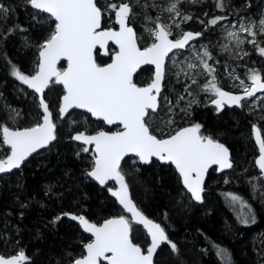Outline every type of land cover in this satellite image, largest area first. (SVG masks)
Wrapping results in <instances>:
<instances>
[{
	"label": "trees",
	"instance_id": "16d2710c",
	"mask_svg": "<svg viewBox=\"0 0 264 264\" xmlns=\"http://www.w3.org/2000/svg\"><path fill=\"white\" fill-rule=\"evenodd\" d=\"M96 1L103 11V27H107L106 11L110 10L107 6L121 1H129L133 7L135 15L130 16L129 21L139 36H142L144 17H151L152 21L157 17L168 20V16L159 11L160 0H139V3L137 0ZM0 2L9 8L7 19L0 22V123L11 128L30 127L41 122L38 97L11 74V68L15 65L23 74L35 73L39 45L54 29L53 18L41 14L33 19L37 10L32 9L26 0ZM219 2L223 3V8L232 11L248 12L255 5V0L250 1L251 7H247V0ZM217 3L218 0H205L201 7L180 3L187 16L191 17L181 29L202 30L203 27L194 22L195 16H201L206 10L210 13L208 16H213L211 12L217 9ZM210 32V29L205 30L204 36H209ZM96 58L102 62L108 59L98 51ZM251 59L253 63L248 70L256 69L264 78V56L256 52ZM241 72L244 76L250 75L247 70L241 69ZM152 73V67H144L135 77V82L148 84ZM170 81L165 76L161 99L165 96L178 105L172 113L175 130L200 124L201 134L229 147L233 169L226 174L212 170L208 175L204 201L197 204L185 191L171 164L157 160L151 164L132 163V157L123 161L122 171L135 203L144 214L165 228L169 240L179 249L174 253L168 244L162 245L155 255L154 264H224V258L217 255L213 245L226 249L232 264H261L259 242L264 236V210L249 200L246 187L230 185L226 177L240 181L241 177L259 173L257 148L251 135L254 125L259 124L264 131V108L253 113L246 112L242 105L218 110L203 102L202 96H209L213 91L209 87L204 90L202 78L196 79V84L191 82L188 91L183 89L184 84L172 85ZM182 92L186 96L187 93L197 94L199 98L181 100ZM62 95L61 85H50L45 96L56 123V142L30 158L20 170L0 178V252L13 255L23 250L28 258L27 264H72L75 258L84 254L83 245L90 241V237L64 213L82 215L95 223L127 216L108 190L113 184L101 187L86 176V171L92 166L93 150L84 152L83 145L71 141L72 135L78 131L94 133L110 129L82 111H74L62 119L59 114ZM13 110H18L19 116L14 120L8 119ZM151 130L155 133L153 128ZM170 134L157 136L164 138ZM2 139L0 133L1 153L6 157L9 150L2 144ZM228 193L237 194L251 204L250 214L255 216L254 223L251 222L252 216L248 224L242 222L241 216L237 215L240 203L232 202ZM58 216L61 219L57 220ZM132 239L144 249L150 242L145 231L134 223Z\"/></svg>",
	"mask_w": 264,
	"mask_h": 264
},
{
	"label": "snow or ice",
	"instance_id": "6c2138e0",
	"mask_svg": "<svg viewBox=\"0 0 264 264\" xmlns=\"http://www.w3.org/2000/svg\"><path fill=\"white\" fill-rule=\"evenodd\" d=\"M26 2L32 9L37 10L33 19L41 14H48V17L54 18L52 19L54 29L39 45L38 70L34 74H23L17 66L12 65L11 68V74L17 80L39 94L37 107L42 109V122L15 130L0 123L2 144L7 145L10 151L6 158H0V173L19 169L33 153L46 148L56 140V124L45 98V90L49 89L50 85H62V103L59 106L61 118L69 109H85L93 117L102 119L108 125L121 126V130L115 132L98 131L95 135L79 132L72 138L82 141L85 145H94L92 166L86 171V176L98 181L100 185H106L110 180L119 183L118 190L111 188L108 190L118 199L123 209L131 214L130 218L120 215L97 225L82 215L64 213V216H70L72 220L78 221L83 230L94 237L83 245L86 254L75 258L72 264H101L102 260L107 261V264H154V254L162 243H167L172 252L178 253L177 245L169 240L165 228L147 218L130 198L121 161L129 153H133L145 164L151 163L153 157L173 164L182 178L183 186L197 202L203 201L204 177L209 168L213 165H218L220 169L232 167L228 148L212 137L201 134L200 124L181 127L164 138H158L151 130L160 107L158 96L165 76V58L169 53L175 55L173 50L184 49L191 40L202 33L182 32L177 33L174 39H170V36H173L172 26L159 23L157 17L152 21L154 27H145V32L152 42L141 47L138 41L143 37L138 36L129 23L130 16L135 15L129 2L111 3L107 6V9L114 12L115 21L119 25L118 31L102 27V10L96 0H26ZM182 2L183 0H170L169 6L164 10L180 15L178 5ZM217 7L223 9V3L219 0ZM8 13L9 8L0 2V22L7 19ZM146 19L151 20V17ZM183 19L190 20L191 17L185 16ZM222 19L225 17H215L210 19L208 24L216 25ZM175 27L179 28L180 25L175 24ZM240 31L253 37L248 43L257 45L259 54L264 56V48H260L255 40L257 34L264 35V14L258 22L241 24ZM227 39H235L237 46L244 43V40L232 31L227 33ZM109 41L118 46L114 54L108 52ZM224 47L227 50V45ZM97 48L104 49L105 54H110L112 62L105 66L98 64L94 58V50ZM196 55L206 72L211 74L215 71L204 60V57L211 59L206 47L202 55L199 53ZM62 59L67 61V67L58 69L57 64ZM141 65L155 66L154 79L144 87H139L133 82V74ZM196 66L192 63L187 65L189 69ZM249 71L248 79L251 86L244 80L240 81L244 95H232L222 91L217 86L215 77L204 85V90L207 91L210 84L212 91L219 97L213 100L218 110H221L225 103L240 106L246 97L264 92V82L261 81L260 75L256 70ZM192 83L196 84L197 81L193 79ZM190 87L191 85H188L185 91ZM8 119L14 120L15 117L10 115ZM166 123L172 125L174 121L169 119ZM253 132L260 152L256 164L264 174V139L259 128L253 126ZM83 151L89 152V148L85 147ZM227 195L232 202H239L241 207H246L251 212V206L241 197L232 193ZM56 219L59 220L61 217L58 216ZM133 222L143 225L151 238V244L146 252L131 239ZM242 222L248 224L249 220L245 218ZM251 222H255L254 215ZM213 246L217 249V255L224 258V264H232L231 255L226 249L219 245ZM27 262L28 258L23 250L10 257L0 255V264Z\"/></svg>",
	"mask_w": 264,
	"mask_h": 264
},
{
	"label": "rangeland",
	"instance_id": "374dc122",
	"mask_svg": "<svg viewBox=\"0 0 264 264\" xmlns=\"http://www.w3.org/2000/svg\"><path fill=\"white\" fill-rule=\"evenodd\" d=\"M250 1L251 0L249 1L247 0V2H245V3L249 2L248 4H246L248 5L247 7H251ZM183 2L189 3V5H192L194 7L197 5L201 7L202 3H204L205 0H183ZM169 4H170V0H160L159 11L162 14L163 13L166 14L168 16V20H164L160 18L158 22L165 25H171L173 35L176 36L177 33L185 32L181 29V26L182 24L187 22V20L183 19V17L187 16V14L184 12V7L183 8L180 7V4L178 5L180 15H176L175 13H169L165 11L164 9L167 8ZM253 4L255 5L252 6V8H249L248 12L232 11L228 8L221 9L217 7V9H214L211 12L213 16H208L210 14L208 10L203 12L201 16H195L194 22L197 23L198 25H201L203 27L202 30L210 29L211 32L209 36H204L205 30L196 31L194 29H190L191 31L201 32L202 33L201 38L192 42L187 47L186 50L181 52H175V55L172 54V56L168 59L165 76L167 79L168 78L171 79L170 84L179 85L182 83L184 84L183 86L184 89L192 82L193 79L196 80L198 78H202L205 84H208V82L212 81L213 77H215V82L217 83V86L221 90L223 88H227L231 91H236V92L243 91V89L240 87L241 80H244L247 85L251 86V81L248 79L249 75L244 76V74L241 72V69L249 71L248 69L249 67L252 66L253 63L251 57L253 56L254 53L259 51L257 45L248 43V41L253 39V37H250L246 32H241L240 25L241 24L248 25L249 23L252 22H258L262 14H264V0H255V3ZM106 14L108 18L107 27L116 28L117 24L115 23L114 12H112L111 10H107ZM146 17H144L143 19V32L141 37H143V39L145 38V40L142 42L140 41L142 46H146L152 42L149 39L148 34L145 32V27L146 26L154 27V24L152 23V18L151 20H149L146 19ZM215 17H225V19L220 20L216 25H209L208 21ZM175 24H179L180 27L176 28ZM230 31L236 32L237 35L240 37V39L244 40V43L237 46L235 39L232 40L227 39V33ZM255 40L257 41V44L259 45L260 48H264V35L257 34ZM225 45H227V50H225L224 47ZM205 47L210 53L211 59H209L208 57H204V60L215 70L211 74H209L204 70L202 64L200 63V60L197 59V55H196L197 53L202 55ZM245 53H247V55H245ZM188 63H192L197 66L195 68L189 69L187 67ZM61 66H62L61 68H63L64 65ZM256 72L260 75L261 79L264 80L260 72L258 71ZM209 88L211 89L210 84H209ZM215 96L217 95L213 92L209 96H202L204 97L202 100L205 104H208L212 101V99ZM180 97H183V99L181 100L184 101H186L188 98H191L192 100L199 98L197 94L195 96L192 93L191 95L187 93L186 96L185 92H182ZM169 101L171 103H169ZM176 107H178L177 104H173L172 101L166 98L165 96L162 97L157 116L152 122V128L155 130L154 131L155 135L157 134L165 135L168 133H173V131L176 129L175 122L172 125H168L166 121L169 119L174 121L172 113ZM241 107L245 108L246 112L248 113H253L255 111H259L263 109L264 92L259 94L254 99L244 101ZM12 116H14L15 118L18 117L19 111L13 110ZM262 134L264 137V131H262ZM1 152L2 149L0 148V153ZM257 154H258L257 156H259L258 150H257ZM4 155H5L4 153H1V158H6L4 157ZM137 161L138 160L135 157H132L131 159L132 163H135ZM226 182L233 186L242 185L243 187H246L249 195V200L256 203L264 210V174H262L260 170L259 173L255 176L241 177L240 181H235V179L228 176L226 177ZM254 185L255 187H253ZM247 204L251 206L250 203L247 202ZM251 210H252V206H251ZM237 215H239V217L241 216L243 220L245 218L249 219L252 216V214H250L249 212V209L246 207H241V204H239V214ZM259 243L261 247L259 260L260 263L263 264L264 236H261Z\"/></svg>",
	"mask_w": 264,
	"mask_h": 264
},
{
	"label": "water",
	"instance_id": "95a60500",
	"mask_svg": "<svg viewBox=\"0 0 264 264\" xmlns=\"http://www.w3.org/2000/svg\"><path fill=\"white\" fill-rule=\"evenodd\" d=\"M97 2V1H96ZM98 5V4H97ZM99 7V6H98ZM48 15V14H47ZM104 15H103V12H102V27H103V17ZM54 19V18H53ZM118 25V24H117ZM132 26V25H131ZM134 27V26H133ZM104 28V27H103ZM104 29H108V27L106 28H104ZM111 29H113V30H119V25L117 26V28H111ZM135 29V28H134ZM135 31H136V29H135ZM186 32H192L193 34H195V33H201V32H195V31H186ZM136 33H137V31H136ZM138 35V34H137ZM201 38V36H199V37H197V38H195V39H193V40H191L190 42H189V45L192 43V42H194L195 40H198V39H200ZM170 39H172L171 37H170ZM113 44L116 48H117V50H118V46H116L112 41H109L108 42V45L109 44ZM138 43L140 44V42L138 41ZM108 45H107V49H108ZM188 45V46H189ZM140 46H141V44H140ZM188 46H186L184 49H179V50H185ZM102 50V53L103 54H105V50L104 49H101ZM95 51L96 50H94V58L96 59V55H95ZM176 51H178V50H173V52H176ZM115 53V52H114ZM173 53H169L168 54V57H166L165 58V66H166V64H167V61H168V58L172 55ZM106 55V54H105ZM96 62H97V60H96ZM112 62V59H111V61L110 62H108V63H106V64H100L101 66H105V65H107V64H109V63H111ZM98 63V62H97ZM62 64H64V66H63V68H66L67 67V61L66 60H61V61H59L58 62V64H57V68L58 69H63V68H61L62 66ZM148 66H150V67H152L153 68V75H152V80L154 79V77H155V66L154 65H141L138 69H137V71L133 74V82H134V79H135V76L137 75V73L141 70V69H143L144 67H148ZM38 70V69H37ZM165 72H166V68H165ZM34 74V73H33ZM164 79H165V76H164ZM164 79H163V81H162V87H163V84H164ZM151 80V81H152ZM261 81L262 82H264V80L263 79H261ZM134 83H136V82H134ZM151 83V82H150ZM149 84V83H148ZM25 85V84H24ZM27 88H28V86L27 85H25ZM62 86V85H61ZM137 86H139V87H144V86H147V84L146 85H138L137 84ZM63 87V86H62ZM28 89H30V88H28ZM31 91H33L34 92V90H32V89H30ZM48 91V89H46L45 90V93ZM161 91H162V89H161ZM222 91H226V92H228L229 94H232V95H244V93L243 92H234V91H230V90H227V89H223ZM260 93H262V92H257L256 93V95L255 96H253V97H246L244 100H242L241 101V105H242V103L244 102V101H246V100H250V99H254L258 94H260ZM34 94L38 97V95L39 94H36L35 92H34ZM160 95H161V93H160ZM160 95L158 96V103H160ZM62 98V97H61ZM219 97L217 96V97H215L213 100H215V99H218ZM213 100L211 101V105H213V106H216L214 103H213ZM62 103V99H61V101H60V104ZM224 106H226V107H229V108H236V107H239V106H237V105H229L228 103H225L224 104ZM50 107V106H49ZM41 111H42V109H41ZM50 111H51V109H50ZM74 111H82V112H85V113H87V114H89L94 120H96V121H102V122H104L102 119H99V118H97V117H93L90 113H88L85 109H69L68 110V112L66 113V114H64V116H63V118L62 119H65V118H67L72 112H74ZM52 112V111H51ZM43 114V113H42ZM52 119H53V122L55 123V120H54V116H53V113H52ZM42 122V121H41ZM105 123V125L106 126H108V127H119V130H121V126H118V125H108L106 122H104ZM56 124V123H55ZM34 126V125H33ZM192 126V125H191ZM256 128H259L260 129V127L258 126V125H254ZM30 127H32V126H30ZM186 127H190V126H186ZM11 128V127H10ZM24 128H27V127H24ZM13 130H15V129H23V128H12ZM261 130V129H260ZM116 131H118V130H116ZM79 132H84V131H79ZM79 132H75L73 135H72V137L73 136H75L77 133H79ZM106 132H115V131H107L106 130ZM86 135H95L96 134V132H94V133H86V132H84ZM55 135H56V130H55ZM71 137V141L72 142H74V143H77V144H80V145H83L84 147H87V148H89V149H92L93 150V152H94V145H85L82 141H76V140H74L73 138ZM261 137H262V139H264V137H263V134H262V131H261ZM159 138V137H158ZM252 138H253V141H254V143H255V145H256V148H257V150H258V152H259V145H258V143L256 142V139H255V135H254V132H253V130H252ZM56 139H57V135H56ZM56 142V140H54V141H52L46 148H44V149H39L38 151H37V153H33L24 163H26L30 158H32L33 156H35V155H37V154H39V153H41L42 151H44V150H46L47 148H49L52 144H54ZM220 142V141H219ZM220 143H222V142H220ZM222 144H224V143H222ZM225 145V144H224ZM5 147L8 149V146L7 145H5ZM225 147H227L228 148V150H229V159H230V162L232 163V167L231 168H224V169H220V167L218 166V165H213V166H211L210 168H209V170H208V172L205 174V177H204V184H203V188H204V191H203V193H202V197H203V201H204V197H205V192H206V185H207V179H208V175H209V173H210V171H212V170H216V172H217V174H226V173H228V172H230L232 169H233V157H232V153H231V150L229 149V147L227 146V145H225ZM9 154H10V151H9ZM259 155H260V152H259ZM129 157H135V158H137L138 159V161H139V158L138 157H136L135 156V154H133V153H129L125 158H124V160H126L127 158H129ZM259 158V156L257 157V159ZM124 160H122L121 161V165H122V163H123V161ZM154 160H157L155 157H153L152 158V160H151V163L154 161ZM157 161H159V160H157ZM141 164H145V163H143L142 161H139ZM162 164H166V165H168V164H171V163H168V162H162V161H160ZM24 163H22V165H21V167L19 168V169H13L11 172H7V173H0V178H2V177H5L6 175H9V174H11L12 172H14V171H17V170H20L21 168H22V166L24 165ZM151 163H148V164H151ZM172 165V167L175 169V166L173 165V164H171ZM257 165V164H256ZM257 167L259 168V166L257 165ZM259 170H260V168H259ZM175 171L177 172V174L179 175V173H178V171L175 169ZM261 171V170H260ZM180 177V176H179ZM91 178V177H90ZM92 179V178H91ZM125 179H126V177H125ZM180 179H181V183H182V178L180 177ZM92 180H94V179H92ZM95 181V180H94ZM97 184H99V182L98 181H95ZM108 183H113V185H114V187L113 188H111L112 190H118L119 189V187H120V185H119V183H117L115 180H110V181H108L107 182V184ZM126 183L128 184V182H127V179H126ZM106 184V185H107ZM100 185V184H99ZM106 185H100L101 187H106ZM182 185H183V183H182ZM184 187V186H183ZM184 189H185V187H184ZM185 191L187 192V190L185 189ZM128 192H129V195H130V198L133 200V202L135 203V201H134V199H133V197H132V195H131V191H130V187H129V184H128ZM188 193V192H187ZM110 194H111V192H110ZM189 195H190V197H191V194L190 193H188ZM112 195V194H111ZM115 200H116V202L118 203V205H119V207L123 210V212L125 213V214H127V215H129L130 217H131V214L130 213H128V212H126L124 209H123V206L122 205H120V203H119V201H118V199L116 198V197H114V196H112ZM192 199V198H191ZM195 203H197V204H202L203 203V201L202 202H197V201H195L194 199H192ZM136 204V203H135ZM136 206H137V204H136ZM137 208L139 209V207L137 206ZM140 210V209H139ZM141 211V210H140ZM142 212V211H141ZM143 213V212H142ZM144 214V213H143ZM145 215V214H144ZM76 216H80V215H76ZM146 216V215H145ZM85 217V216H84ZM147 218H149L148 216H146ZM86 218V217H85ZM111 218H113V217H111ZM87 219V218H86ZM109 219V218H108ZM149 219H151V218H149ZM151 220H153V219H151ZM75 221V220H74ZM154 222H156V223H159V222H157V221H155V220H153ZM75 222H77L78 224H79V222L78 221H75ZM89 222H91V223H95V222H92V221H90L89 220ZM101 223H103V222H101ZM101 223H96L97 225H100ZM134 224L137 226V227H141L144 231H145V233H146V235L148 236V238H149V245L148 246H150V244H151V238H150V236L148 235V233H147V230L143 227V225H140V224H137V223H135L134 222ZM80 225V224H79ZM162 226V225H161ZM80 228H81V230L87 235V236H89L90 237V241H91V239H94V237H92V235H91V233H87V232H85L84 230H83V226L82 225H80ZM166 232V231H165ZM166 234H167V232H166ZM130 236H131V239H132V229H131V232H130ZM167 236H168V234H167ZM133 240V239H132ZM89 241V242H90ZM133 243H135L134 241H133ZM135 244H137V243H135ZM164 244H167V243H162L161 244V247H162V245H164ZM137 245H139V244H137ZM140 246V245H139ZM141 247V246H140ZM160 247V248H161ZM142 248V247H141ZM148 248V247H147ZM147 248L146 249H144V248H142V250L143 251H145L146 252V250H147ZM160 248H158L157 249V251L160 249ZM157 251H156V253H157ZM156 253L154 254V257H153V261H154V258H155V255H156ZM18 254V253H17ZM84 254H86V252H85V250H84ZM0 255H4V254H2L1 252H0ZM13 255H16V254H13ZM13 255H4L5 257H10V256H13ZM101 264H107V261H104V260H102L101 261Z\"/></svg>",
	"mask_w": 264,
	"mask_h": 264
},
{
	"label": "flooded vegetation",
	"instance_id": "af4514ba",
	"mask_svg": "<svg viewBox=\"0 0 264 264\" xmlns=\"http://www.w3.org/2000/svg\"><path fill=\"white\" fill-rule=\"evenodd\" d=\"M122 2H129V1H121V2H119L118 4H120V3H122ZM129 3H130V2H129ZM130 5H131V4H130ZM102 12H103V11H102ZM103 17H104V16H103ZM103 19H104V18H103ZM115 23H116V21H115ZM129 23H130V21H129ZM116 24H117V23H116ZM130 25H131V24H130ZM117 26H118V25H117ZM132 26H133V25H132ZM104 28H105V27H104ZM106 28H107V27H106ZM112 28H114V27H112ZM116 28H117V27H116ZM134 28H135V27H134ZM135 29H136V28H135ZM187 31H191V30H187ZM185 32H186V31H185ZM137 34H138V33H137ZM170 37H171L172 39L175 38L174 35H173V36H170ZM139 42H140V41H139ZM140 44H141V43H140ZM146 46H147V45H146ZM141 47H144V46L141 45ZM186 49H187V48H186ZM186 49H185V50H186ZM97 51H98V53H100V55H101L102 57H105V58L108 57V59H106L105 62H102L101 60L99 61V60L96 58L98 64H101V65H102V64H106V63H108V62L111 61V55H110V54H114V52L117 51V48H116L113 44L110 43V44L108 45V52H109L110 54H106V55L102 53V50H101L100 48H97L96 51H95V55H96V57H97ZM181 51H184V50H178L177 52H181ZM174 53H175V52H174ZM171 56H172V55H171ZM171 56H170V57H171ZM170 57H169V58H170ZM169 58H168V59H169ZM103 59H104V58H103ZM167 62H168V61H167ZM166 69H167V64H166ZM139 72H140V71H139ZM139 72H138V73H139ZM138 73H137V74H138ZM152 75H153V73H152ZM136 76H137V75H136ZM136 76H135V77H136ZM151 80H152V79H151ZM151 80H150V82H151ZM134 82H135V79H134ZM150 82H149V83H150ZM136 84H137V83H136ZM163 87H164V84H163ZM163 87H162V91H163ZM224 89H227V88H224ZM222 90H223V89H222ZM227 90H229V89H227ZM162 91H161V95H162ZM230 91H231V90H230ZM234 92H236V91H234ZM262 93H263V92H262ZM260 94H261V93H260ZM161 95H160V102H161ZM258 95H259V94H258ZM258 95H257V96H258ZM257 96H256V97H257ZM215 97H217V96H215ZM215 97H214V98H215ZM256 97H255V98H256ZM214 98H213V99H214ZM213 99H212V100H213ZM250 100H251V99H250ZM208 104H209L210 106H213V105H211V102L208 103ZM159 105H160V103H159ZM213 107H217V106H213ZM224 108H226V107L223 106L222 109H224ZM158 110H159V109H158ZM84 113H85V112H84ZM92 119H93V118H92ZM54 120H55V119H54ZM95 121H96V120H95ZM101 122H102V121H101ZM103 123H104V122H103ZM104 125H105V123H104ZM105 126H106V125H105ZM106 127H108V126H106ZM108 129H110V130H107V131H116V130H119V127H117V126H116V127H111V128L108 127ZM252 130H253V129H252ZM100 131H106V130H100ZM78 132H79V131H78ZM84 132H85V131H84ZM97 132H98V131H97ZM86 133H88V132H86ZM159 138H160V137H159ZM136 159H137V158H136ZM137 160H138V159H137ZM111 184H113V183H111ZM113 187H114V185H113ZM113 187H111V188H113Z\"/></svg>",
	"mask_w": 264,
	"mask_h": 264
},
{
	"label": "bare ground",
	"instance_id": "6f19581e",
	"mask_svg": "<svg viewBox=\"0 0 264 264\" xmlns=\"http://www.w3.org/2000/svg\"><path fill=\"white\" fill-rule=\"evenodd\" d=\"M99 6V5H98ZM100 7V6H99ZM102 10V9H101ZM108 28H112V27H108ZM177 52V51H176ZM165 74H166V72H165ZM165 80V79H164ZM240 92H243V91H240ZM241 106V105H240ZM226 107V106H225ZM189 126H191V125H189ZM186 127V126H185ZM215 170V169H214ZM211 172V171H210ZM140 209V208H139ZM127 215V214H126ZM146 215V214H145ZM125 216V215H124ZM128 217H130L129 215H127ZM127 216H125V217H127ZM147 216V215H146ZM117 217V216H116ZM134 223V222H133ZM132 229V228H131Z\"/></svg>",
	"mask_w": 264,
	"mask_h": 264
}]
</instances>
